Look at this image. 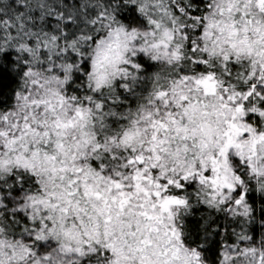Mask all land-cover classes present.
<instances>
[{
	"label": "snow or ice",
	"instance_id": "6c2138e0",
	"mask_svg": "<svg viewBox=\"0 0 264 264\" xmlns=\"http://www.w3.org/2000/svg\"><path fill=\"white\" fill-rule=\"evenodd\" d=\"M0 264H264V0H0Z\"/></svg>",
	"mask_w": 264,
	"mask_h": 264
}]
</instances>
